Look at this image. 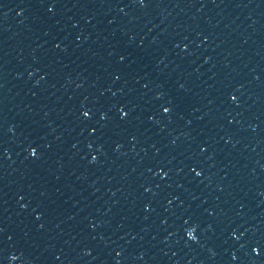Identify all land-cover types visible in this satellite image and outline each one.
<instances>
[{
    "label": "water",
    "instance_id": "95a60500",
    "mask_svg": "<svg viewBox=\"0 0 264 264\" xmlns=\"http://www.w3.org/2000/svg\"><path fill=\"white\" fill-rule=\"evenodd\" d=\"M0 264H264V0H0Z\"/></svg>",
    "mask_w": 264,
    "mask_h": 264
}]
</instances>
